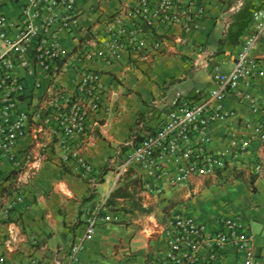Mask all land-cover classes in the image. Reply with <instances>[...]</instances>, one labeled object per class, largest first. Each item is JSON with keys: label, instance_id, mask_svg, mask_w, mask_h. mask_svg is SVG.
Listing matches in <instances>:
<instances>
[{"label": "built area", "instance_id": "built-area-1", "mask_svg": "<svg viewBox=\"0 0 264 264\" xmlns=\"http://www.w3.org/2000/svg\"><path fill=\"white\" fill-rule=\"evenodd\" d=\"M211 1L140 0L116 13L108 23V39H88L77 51L80 61L76 64L75 89L48 86L44 104L34 111L22 105L29 103L28 92L41 90L45 79L68 57L61 32L78 24L76 0H18V17L1 11L0 182L4 161L15 166L21 162L16 147L29 135L34 116H40L42 124L60 138L63 159L75 163L84 178H94L93 164L77 144L99 124V112L110 110L111 92L101 73L89 63L117 61L124 51L135 57L162 52L168 46L166 38L155 32L160 25L181 26L186 35L179 41H189ZM196 48L201 54L206 51L203 46ZM207 55L197 66L209 68L211 84L192 95L178 94L160 122L126 152L117 171L118 182L134 168L143 183L141 193L158 201L167 191L185 190L191 195L195 191L192 184L198 179L227 181L244 168L255 177L264 176V4L253 11L244 35L238 39L231 68L210 63ZM27 77L34 80L30 90ZM229 98L246 106L253 116L227 107ZM220 127L224 131L218 144L216 132ZM22 201L19 197L18 202ZM107 201L86 219L85 235L66 254L56 255L53 264H73L99 225L113 221ZM163 225L166 244L153 252L155 264H233L223 259L229 253L242 264H262L255 236L240 214L220 217L214 230L206 222L178 212L166 214Z\"/></svg>", "mask_w": 264, "mask_h": 264}, {"label": "crops", "instance_id": "crops-1", "mask_svg": "<svg viewBox=\"0 0 264 264\" xmlns=\"http://www.w3.org/2000/svg\"><path fill=\"white\" fill-rule=\"evenodd\" d=\"M139 1L76 0L78 24L61 32L69 55L45 79L41 90L28 92L29 103L22 108L34 111L41 107L53 85L75 89L76 64L80 61L77 51L81 45L91 38L108 39L112 16ZM263 4L264 0H212L189 41H179L186 35L181 26L160 25L155 32L166 38L168 46L162 52L135 57L124 51L117 61L89 63L101 73L111 92L110 110L99 112V124L91 127L77 144L92 162L94 178H84L75 163L63 159L60 138L50 126L42 124L40 116H34L29 135L16 147L21 162L15 166L6 160L1 166L0 264H53L56 255L66 254L85 235V222L93 210L125 182L117 181V171L124 161L118 158L126 156L122 154L123 145H132L157 125L179 93L192 95L211 84L209 68L197 66L204 61L205 53L210 63L221 64L225 70L231 68L237 41L244 35L253 11ZM1 11L18 17V0H0ZM197 46H203L205 53L201 54ZM202 69L206 72L204 87L172 95L177 82L189 76L196 79ZM33 81L27 77L29 90ZM226 106L253 116L246 106L232 98L226 100ZM223 131L220 127L216 132L218 144ZM132 169L130 179L138 176L137 170ZM192 186L195 191L191 195L185 190L167 191L158 201L142 194L141 189L137 199L124 196L113 198L112 204L107 201L113 221L99 225L94 238L87 241L73 264H155L153 252L166 244V214L176 212L192 215L212 230L220 217L242 215L255 236L256 250L264 264V176L255 177L244 168L232 173L227 181L202 178ZM130 188L132 191L133 186ZM19 197L22 202H18ZM137 200L150 211H142ZM223 259L242 264L233 253Z\"/></svg>", "mask_w": 264, "mask_h": 264}, {"label": "trees", "instance_id": "trees-1", "mask_svg": "<svg viewBox=\"0 0 264 264\" xmlns=\"http://www.w3.org/2000/svg\"><path fill=\"white\" fill-rule=\"evenodd\" d=\"M133 172V169L130 168L125 175L123 176L122 180L124 179L125 182L123 183L122 186H120L119 188H117L116 190L113 191V193L111 194L110 198L108 199V203L112 204L113 203V198L115 197H131V198H135L137 199L136 194L140 191V189H142L143 183L142 180L139 176H135L133 179H130V173ZM120 180V181H122ZM133 186V190L131 191L130 187ZM137 202L139 203V205L137 204V206L142 210V211H147L149 212L150 210L143 208V206L141 205V203L137 200Z\"/></svg>", "mask_w": 264, "mask_h": 264}, {"label": "rangeland", "instance_id": "rangeland-1", "mask_svg": "<svg viewBox=\"0 0 264 264\" xmlns=\"http://www.w3.org/2000/svg\"><path fill=\"white\" fill-rule=\"evenodd\" d=\"M205 77H206V72L202 69V70H200V72H198V77L196 79L194 78V80H193V76H189L187 79L182 80L180 82H177L171 91L172 95H174L177 91L185 93L193 87H204L207 84ZM123 146H125L124 147L125 149H123L122 154L125 155L126 154L125 151L128 148H130L132 145L127 144V145H123ZM118 159H119V161L120 160L122 161L125 159V157L121 156Z\"/></svg>", "mask_w": 264, "mask_h": 264}]
</instances>
